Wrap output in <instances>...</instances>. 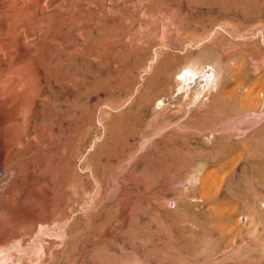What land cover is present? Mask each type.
Segmentation results:
<instances>
[{
	"label": "rangeland",
	"instance_id": "1",
	"mask_svg": "<svg viewBox=\"0 0 264 264\" xmlns=\"http://www.w3.org/2000/svg\"><path fill=\"white\" fill-rule=\"evenodd\" d=\"M0 149V264H264V0H0Z\"/></svg>",
	"mask_w": 264,
	"mask_h": 264
},
{
	"label": "bare ground",
	"instance_id": "2",
	"mask_svg": "<svg viewBox=\"0 0 264 264\" xmlns=\"http://www.w3.org/2000/svg\"><path fill=\"white\" fill-rule=\"evenodd\" d=\"M198 69H195V68H193V67H188V66H184L183 68H182V71H180L179 73H178V75L180 76V78H179V81H181V82H187V81H189V80H192V79H194V77H196V75L198 74V71H197ZM213 73H212V76H211V80L209 81V78H207L208 79V81L210 82V84L209 85H211V87H212V85L214 84L215 85V83H213V82H215L214 80V70L212 71ZM201 73V72H200ZM207 75V74H206ZM177 76V75H176ZM197 76H199V75H197ZM212 77H213V79H212ZM176 79V78H175ZM206 79V78H205ZM176 81H178L177 79H176ZM206 81V80H205ZM207 82V81H206ZM208 83V82H207ZM206 83V84H207ZM212 83V84H211ZM181 85V84H180ZM187 87V86H186ZM215 87V86H214ZM208 88V87H207ZM26 99V98H25ZM25 99H23L24 101H25ZM158 100V99H157ZM12 101L14 102V103H19L20 102V100H19V98H15V99H12ZM26 102V101H25ZM25 104V103H24ZM21 108L23 107V106H20ZM23 109H24V107H23ZM3 157V149H0V159Z\"/></svg>",
	"mask_w": 264,
	"mask_h": 264
}]
</instances>
